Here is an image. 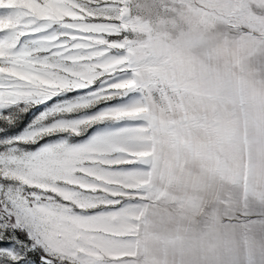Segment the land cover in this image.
Wrapping results in <instances>:
<instances>
[{
  "label": "rangeland",
  "instance_id": "rangeland-1",
  "mask_svg": "<svg viewBox=\"0 0 264 264\" xmlns=\"http://www.w3.org/2000/svg\"><path fill=\"white\" fill-rule=\"evenodd\" d=\"M126 135L46 224L53 264H264V0H113Z\"/></svg>",
  "mask_w": 264,
  "mask_h": 264
},
{
  "label": "snow or ice",
  "instance_id": "snow-or-ice-1",
  "mask_svg": "<svg viewBox=\"0 0 264 264\" xmlns=\"http://www.w3.org/2000/svg\"><path fill=\"white\" fill-rule=\"evenodd\" d=\"M113 0H0V264H53L46 224L126 133Z\"/></svg>",
  "mask_w": 264,
  "mask_h": 264
}]
</instances>
